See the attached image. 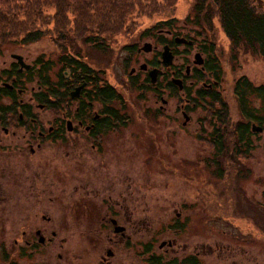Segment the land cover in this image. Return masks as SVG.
<instances>
[{
    "label": "rangeland",
    "instance_id": "374dc122",
    "mask_svg": "<svg viewBox=\"0 0 264 264\" xmlns=\"http://www.w3.org/2000/svg\"><path fill=\"white\" fill-rule=\"evenodd\" d=\"M5 1H15L13 3L16 5L25 4V1ZM72 1L60 2L72 4ZM192 4L193 0L173 1V6L169 9L176 22L172 23L171 29L176 35L192 38L200 44L201 38H197L194 32L196 28L185 24V17ZM74 5L75 3L70 7L73 8ZM5 7L2 5L4 11ZM123 8L130 11V6ZM55 9H45L43 13L49 15L45 22H49ZM137 15L139 14H128L123 23L107 25L102 30L108 34L113 33L109 37L102 34L105 37L103 41L108 44L105 51L82 42L80 37L88 36L89 31L94 29L92 27L85 25L87 32L80 37L72 35L71 38L76 46H72L73 49L78 50L87 62L105 68L108 80L123 93L127 109L130 110L129 129L120 136L111 135L106 139L110 152H114V156L119 159V168L126 165L132 175V187L126 195L127 206L133 211V233L137 245H134L130 256L120 255L117 264H143L138 245L147 236L151 240L157 239L155 248L158 251L160 241L174 239L177 252L171 250V255H185L194 250L204 253L199 259L200 264H264V126L262 132L252 131L249 135L247 142H250V148L241 147L236 131L238 124L245 123L247 119L241 113L233 91L235 80L242 76L247 77L254 85H264V60L256 54L241 50L233 67L229 58L230 41L223 32L218 16L213 15V28L209 30L207 37L216 44V54L224 71L223 83L218 88L227 110L223 122L220 120L216 127L222 128L226 151L217 157V163H209L207 155L211 152L210 142L213 136L210 122L214 119L209 110L216 107L206 106L203 110L193 111V121L188 127L182 128L185 119L178 103H183L184 99L180 95L171 97L167 91L164 97L168 102L163 104L161 100L156 103V96L151 91L140 97L135 90H123L124 74L129 72L130 62L124 61L127 53L121 47L136 41L141 46L143 41L138 36L142 30L153 31L154 25L165 17L164 14ZM128 19L131 20L127 21ZM34 21L38 25L42 24L41 19ZM24 23L29 28L33 21L25 20ZM24 23H19V26ZM61 23L75 25L72 20L65 18L61 19ZM48 25L50 31L45 38L30 45H23L20 38L14 37V34L21 33L19 29L0 30V72L9 68L13 62L11 54L18 53L36 71L39 58L48 66L50 64L51 79L55 80L54 72L61 67L59 56L62 51L57 40L52 38L56 34V20ZM160 29L169 28H156L155 34ZM162 36L167 41L171 39L168 34ZM174 50L180 54L177 64L183 67L192 64L193 48L189 50L191 54L188 60L183 57L185 53H181L186 50V45H174ZM151 57V54L142 53L136 64ZM30 86L28 83L29 90ZM29 96L30 94L27 97L24 95V98L29 99ZM250 100L253 109H260V99L252 96ZM160 105H165L167 111L163 118H159L156 113ZM257 112L262 114V110ZM44 114L50 116L49 112ZM197 120H203L205 131L199 129L201 126ZM126 143L128 150L122 151V145ZM63 150L61 147L52 150L53 164L57 158L59 162L64 158ZM27 157L20 156L18 152L0 151V264H81V260L86 264H98V257L105 254L106 248L104 233L98 225L104 213L100 214L98 209L83 213L69 207L80 197L73 193L78 182L71 178L80 177L81 181L94 185L101 180V174L94 170L90 173L92 169L82 172L78 166L66 177L64 172L50 171L51 179L55 182L54 191L42 194L28 184L27 176L34 173L30 167L34 164ZM95 157L92 154L90 159ZM38 174L40 177L41 173ZM61 189L65 191L62 192ZM116 193L119 194L120 190ZM180 209L182 217H186L181 221H186L182 232L176 233L174 229H168L167 224L173 221L175 213ZM37 228L47 237H51L52 231H55L56 240L41 244L35 233ZM33 239L37 241L35 250L25 243L26 240ZM219 247H223V251Z\"/></svg>",
    "mask_w": 264,
    "mask_h": 264
},
{
    "label": "flooded vegetation",
    "instance_id": "af4514ba",
    "mask_svg": "<svg viewBox=\"0 0 264 264\" xmlns=\"http://www.w3.org/2000/svg\"><path fill=\"white\" fill-rule=\"evenodd\" d=\"M165 34L171 36L169 41L162 36ZM176 36L178 35L172 29H160L156 34L154 29H144L138 36L143 41L141 46L139 41H136L121 47L127 53L124 61L130 62L129 72L124 74L123 90H135L140 97L151 91L156 96V103L161 100L163 104L168 102L164 97L167 91L171 97L180 95L181 99H184L183 103H178L185 119L182 128L188 127L193 121V111L203 110L206 106L216 107L209 110L214 119L210 122L213 136L207 160L209 163H217V157L226 151L225 142L219 143L221 138H225L221 133L222 128L216 127V124L222 121V111L217 107L225 103L218 88L223 83L224 71L221 70L222 74L218 78L215 71L207 69L210 55H207L202 45L194 39L192 43H183L186 50L181 52L185 53L183 57L188 60L191 54L189 50L194 49L192 64H186L184 67L177 64L176 60L180 54L174 50V45H179L175 41ZM167 45L173 55L169 66L163 62ZM142 53L151 54V59L136 64L138 56ZM65 56L61 67L54 72V80L51 79L50 67L41 58L36 62L39 63L36 71L30 64L29 68H26L25 65L28 64L23 55L11 54L13 62L9 68L0 72V151L18 152L20 156H28V160L34 164L30 166L34 173L27 176L28 184L42 194L54 191L55 182L51 179L50 171L64 172V177L77 166L82 172L91 169L90 173L93 170L99 172L101 180L94 185L81 181L80 177L71 178L78 182L74 191H71L80 197L72 202L69 209H77L83 213L98 209L100 214L104 213L98 225L104 233L106 248L105 254H100L97 262L117 264L120 255L130 256L134 245H137L133 233V211L127 206L126 195L132 187V175L126 165L122 169L119 168V159L114 156V152H110L106 139L111 135L120 136L129 129L130 110L127 109L123 93L108 80L104 67L93 66L81 54ZM70 56L77 58L78 63L71 64ZM21 61L25 64L22 65ZM28 83L31 85L30 90ZM28 94L29 99H25L24 95L27 97ZM45 112H49L50 116H45ZM156 113L159 118H163L167 113L165 105H160ZM202 121L197 120L201 126L199 129L205 131ZM239 144L241 147L251 146L246 140ZM122 146V151L128 150L127 143ZM59 147L64 149V158L60 162L57 158L53 164L52 150ZM92 154L96 155L94 159H90ZM115 155L118 153L115 152ZM118 189L119 194L116 193ZM181 210L176 212L173 221L167 224V228L174 229L176 233L182 232L186 221H181L186 219L182 217ZM37 229L35 233L39 236L41 244L53 243L56 240L55 231H52L51 237H47L40 228ZM36 242V239L25 241L26 245L34 247V250L37 247ZM156 242V238H142L138 246L142 252L143 264H200L199 259L205 255L198 250L185 255H171V250L177 252L174 239L160 241L157 245L159 251L155 248ZM218 249L223 251V247ZM161 250L163 253H160ZM81 264L86 263L81 260Z\"/></svg>",
    "mask_w": 264,
    "mask_h": 264
},
{
    "label": "trees",
    "instance_id": "16d2710c",
    "mask_svg": "<svg viewBox=\"0 0 264 264\" xmlns=\"http://www.w3.org/2000/svg\"><path fill=\"white\" fill-rule=\"evenodd\" d=\"M17 1H25V4L16 5L13 3L15 1L0 0V30L16 31L19 29L21 33L14 34V37L20 38L23 45H30L44 39L46 33L50 31L49 22L56 20V34L52 38L57 40V45L62 51L59 56L61 63L66 54L73 56L80 54L78 50L73 49L72 46H75V41H72L71 38L73 36L80 37L87 32L85 25L94 29L89 31L88 36L80 37L82 42L104 51L108 44L103 41L105 37H102V34L109 37L113 33L108 34L102 30H105L107 25L123 23L128 14H139L138 17L143 13L149 15L164 14V19L159 20L153 29L163 27L171 29L173 28L172 23L176 22L172 10L169 9L173 6L174 0H73L72 4H63L60 2L61 0ZM74 3V7L71 8L70 6ZM2 5L6 6L5 11ZM124 6H130L129 10H132V13L124 9ZM52 7L56 8L54 15H51L54 18H50V16L49 22H45L44 20L49 15H45L46 13L43 12ZM214 14L218 16L223 32L230 41L229 58L233 62V67L236 65L241 50L256 54L264 60L263 0H193L191 10L185 17V24H190L196 28L194 32L197 38H201L200 44L203 51L210 55L209 63L206 64L208 70L215 71L218 78L222 74V66L216 54V44L207 37L209 30L213 28ZM62 18L68 21L72 20L75 25L61 23ZM34 19H41L42 24L38 25ZM25 20L33 21V24L28 28L24 23ZM19 23L24 24L19 26ZM70 58L71 64L78 63L77 58L72 56ZM233 91L238 100L239 109L247 119L245 123L240 122L238 124L236 131L239 134V142L244 143L245 140H249L251 134L250 123L256 122L264 126V85H254L247 77L242 76L235 80ZM252 96L260 99L261 106L258 110H262V114L251 107L250 99ZM219 109L222 111L220 116L223 122L227 105L221 103ZM224 142L223 138L219 141L221 144Z\"/></svg>",
    "mask_w": 264,
    "mask_h": 264
},
{
    "label": "water",
    "instance_id": "95a60500",
    "mask_svg": "<svg viewBox=\"0 0 264 264\" xmlns=\"http://www.w3.org/2000/svg\"><path fill=\"white\" fill-rule=\"evenodd\" d=\"M176 42L177 43H191V41H187L185 38H180V37L176 38ZM17 56L20 57L19 55H17ZM198 57L199 56H197V58ZM172 60H173V55H172V52L170 51L169 46L167 45L166 49H165V52H164V60H163V62L167 66H169L171 64ZM21 64L24 65L25 63L23 61H21ZM25 66H26V68H29V65H25ZM253 130L257 131V132H261V131H263V127L254 124L253 125Z\"/></svg>",
    "mask_w": 264,
    "mask_h": 264
}]
</instances>
